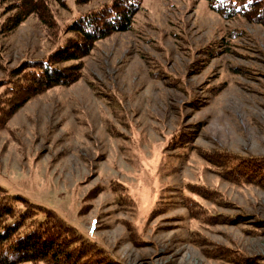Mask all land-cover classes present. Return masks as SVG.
Returning <instances> with one entry per match:
<instances>
[{"label": "rangeland", "instance_id": "rangeland-1", "mask_svg": "<svg viewBox=\"0 0 264 264\" xmlns=\"http://www.w3.org/2000/svg\"><path fill=\"white\" fill-rule=\"evenodd\" d=\"M110 1L49 0L53 21L0 30V106L20 61ZM83 66L0 119V194L54 210L101 247L95 264H264V25L140 0Z\"/></svg>", "mask_w": 264, "mask_h": 264}, {"label": "trees", "instance_id": "trees-1", "mask_svg": "<svg viewBox=\"0 0 264 264\" xmlns=\"http://www.w3.org/2000/svg\"><path fill=\"white\" fill-rule=\"evenodd\" d=\"M6 11L0 30H13L30 15L53 21L49 0H0ZM63 4V0H55ZM85 3L89 0H76ZM224 18L242 15L264 25V0H206ZM140 0H111L98 9L81 13L64 26L74 35L58 43L46 57L22 60L10 72L4 89L14 98L0 106V119L7 118L31 96L58 85H69L83 73V58L97 40L131 28ZM3 9V10H5ZM71 62L67 66L59 63ZM5 105V107H4ZM2 188V187H1ZM3 190V189H2ZM21 203L22 206L19 205ZM101 247L82 235L54 210L33 204L20 195L0 194V264H95ZM97 254V255H96Z\"/></svg>", "mask_w": 264, "mask_h": 264}]
</instances>
